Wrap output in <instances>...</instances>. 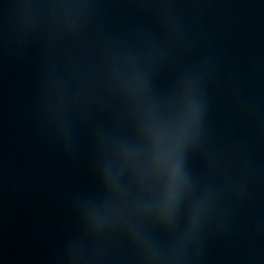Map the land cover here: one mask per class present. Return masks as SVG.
Here are the masks:
<instances>
[{"label":"water","instance_id":"95a60500","mask_svg":"<svg viewBox=\"0 0 264 264\" xmlns=\"http://www.w3.org/2000/svg\"><path fill=\"white\" fill-rule=\"evenodd\" d=\"M0 264H264V0H0Z\"/></svg>","mask_w":264,"mask_h":264},{"label":"clouds","instance_id":"9594fccd","mask_svg":"<svg viewBox=\"0 0 264 264\" xmlns=\"http://www.w3.org/2000/svg\"><path fill=\"white\" fill-rule=\"evenodd\" d=\"M75 7H80V8H87L88 5L86 4H80V5H75ZM101 67L106 71V66L103 64V61H101ZM128 71H131V69H128ZM195 130H196V120H195V117H192L191 119V132L192 134L195 133ZM181 147V145H177V154H178V151H179V148ZM171 179L173 181H176V182H179V163L177 162L175 168L173 169V172H172V176H171ZM164 207L166 209H169L170 210V202L166 201L165 204H164Z\"/></svg>","mask_w":264,"mask_h":264}]
</instances>
